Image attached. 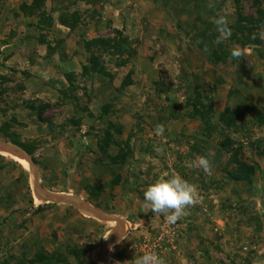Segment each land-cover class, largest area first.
I'll list each match as a JSON object with an SVG mask.
<instances>
[{"label": "rangeland", "instance_id": "374dc122", "mask_svg": "<svg viewBox=\"0 0 264 264\" xmlns=\"http://www.w3.org/2000/svg\"><path fill=\"white\" fill-rule=\"evenodd\" d=\"M218 14L232 35L216 45ZM243 17L253 0H0V140L36 167L0 151V264H100L87 252L110 223L87 203L144 213L122 263L264 264V24L251 44ZM165 173L199 190L175 224L144 199Z\"/></svg>", "mask_w": 264, "mask_h": 264}, {"label": "clouds", "instance_id": "9594fccd", "mask_svg": "<svg viewBox=\"0 0 264 264\" xmlns=\"http://www.w3.org/2000/svg\"><path fill=\"white\" fill-rule=\"evenodd\" d=\"M211 7V5H209ZM216 25V36L214 43L219 45L232 35L229 22L223 14H218L214 21ZM260 38L264 39V30L260 32ZM253 39H256L254 34ZM207 51V45H205ZM231 58L239 59L242 52L238 48L231 50ZM165 131L163 124H158L155 128V134L162 136ZM157 151H161L157 149ZM195 166L202 168L206 173L210 172L211 164L207 157L199 156ZM144 199L151 211L156 214L164 215L165 219L172 224L188 215V209L193 207L199 201V190L197 185L184 179L178 173H168L160 176L153 184L147 187L144 192ZM111 234V233H110ZM134 264H166V261L156 252H145L139 258H135Z\"/></svg>", "mask_w": 264, "mask_h": 264}, {"label": "crops", "instance_id": "0c3cea01", "mask_svg": "<svg viewBox=\"0 0 264 264\" xmlns=\"http://www.w3.org/2000/svg\"><path fill=\"white\" fill-rule=\"evenodd\" d=\"M71 62V61H69ZM32 65H28L27 68H31ZM37 69V67H36ZM35 68L33 70H31V73H35L36 72L34 71ZM0 141H3V140H0ZM2 154L3 155H10L9 153L5 152V151H2ZM92 204V205H91ZM87 203L88 206L92 207L93 210L95 211H98L99 213H101L103 215V213L101 212V208L97 205H95L94 203ZM97 208V209H96ZM100 209V210H98ZM80 212L83 214H88V216H90L89 218H91V221L93 223L97 222V221H104V222H109L107 225L108 226V230H105L103 235H101V239H103V242H101V244H98L96 245L94 248L90 249L88 252H87V256L90 257V259L94 262H99L100 264H129V263H122L121 258L118 256L116 260L112 259V255L114 253V249L118 248L119 244L121 242H123L124 239H126L127 237H129V233L131 235V238L134 237V234L135 233H132L133 231L132 230H136L138 232H142L143 229L146 227V225L144 224V221H145V215L143 212H135V213H132L130 214L129 216L127 217H123V218H118L117 216L114 217L113 215H110L108 213H106V215L104 214V218L103 217H99V216H95L93 215L92 213H90V211H86L85 209L84 210H81L79 208ZM119 217H122V216H119ZM95 220H93V219ZM120 223L122 224V222L124 224H126V228H128V233H123L124 229L121 230L120 232V227H117V223ZM258 226H262L261 225H258ZM264 227V226H263ZM260 228V227H258ZM125 232V231H124ZM113 234V240H107V234ZM132 240V239H131ZM135 240V239H134ZM141 240V238H140ZM132 242V241H131ZM94 243V242H93ZM258 247L260 248H263V244L261 245V243L258 245ZM139 258V257H138ZM131 264H134V261L131 263Z\"/></svg>", "mask_w": 264, "mask_h": 264}, {"label": "trees", "instance_id": "16d2710c", "mask_svg": "<svg viewBox=\"0 0 264 264\" xmlns=\"http://www.w3.org/2000/svg\"><path fill=\"white\" fill-rule=\"evenodd\" d=\"M253 1L255 2L256 12L258 14V18L259 19H255V17L254 18H252V17H248V18L243 17V18L239 19L237 25L232 26V28H235L238 31L245 30L243 32V34H242L244 40H246L248 42H251V44H257V43H261V39L257 38L256 33H254L256 35V39L252 38L253 35H254V34H252V31L255 28V27H252V26H254L255 24H259L258 26L260 27L261 24H264V7L262 8V5H263L262 3L264 2V0H253ZM95 42H99L100 44L103 43V42L105 43V41H102V40H99V39H97ZM30 152L31 151H29V153ZM246 169H249V168H246Z\"/></svg>", "mask_w": 264, "mask_h": 264}, {"label": "water", "instance_id": "95a60500", "mask_svg": "<svg viewBox=\"0 0 264 264\" xmlns=\"http://www.w3.org/2000/svg\"><path fill=\"white\" fill-rule=\"evenodd\" d=\"M0 151H6V152L12 153L14 155H18V156L22 157L23 159H26L29 162V164L31 165L30 167L34 172V175L36 176V167H35V164L31 158V156L28 153H26L25 151H23L22 149H20L18 146L13 145V144L6 142V141H0ZM38 191H40V193H42L40 188H38ZM44 193H45L46 197L49 198L50 200L65 201V202L70 201V199L68 197H65V196L53 195L49 192L48 193L44 192ZM83 208L86 211H90V213H92L95 216L103 217V215L101 213L93 210V208L88 206L87 204H85L83 206Z\"/></svg>", "mask_w": 264, "mask_h": 264}, {"label": "bare ground", "instance_id": "6f19581e", "mask_svg": "<svg viewBox=\"0 0 264 264\" xmlns=\"http://www.w3.org/2000/svg\"><path fill=\"white\" fill-rule=\"evenodd\" d=\"M6 152V151H5ZM7 153H9V152H7ZM10 155H12L13 157H18V158H20V156H18V155H14V154H12V153H9ZM22 158V157H21ZM23 159V158H22ZM25 161H27L26 159H24ZM28 162V161H27ZM29 163V162H28ZM30 165V164H29Z\"/></svg>", "mask_w": 264, "mask_h": 264}, {"label": "built area", "instance_id": "2783aa9c", "mask_svg": "<svg viewBox=\"0 0 264 264\" xmlns=\"http://www.w3.org/2000/svg\"><path fill=\"white\" fill-rule=\"evenodd\" d=\"M169 223V222H168ZM165 228H170V227H165ZM145 248V247H144ZM154 250L153 249H151V250H149V249H147L146 251L144 250V252H153ZM155 252V251H154Z\"/></svg>", "mask_w": 264, "mask_h": 264}]
</instances>
